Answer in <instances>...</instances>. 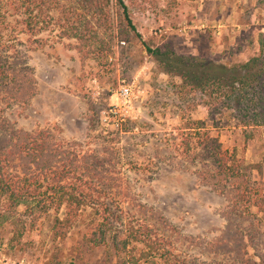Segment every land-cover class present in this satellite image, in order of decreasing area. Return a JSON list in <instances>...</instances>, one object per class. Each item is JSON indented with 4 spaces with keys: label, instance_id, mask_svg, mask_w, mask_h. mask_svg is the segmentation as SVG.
I'll use <instances>...</instances> for the list:
<instances>
[{
    "label": "rangeland",
    "instance_id": "rangeland-1",
    "mask_svg": "<svg viewBox=\"0 0 264 264\" xmlns=\"http://www.w3.org/2000/svg\"><path fill=\"white\" fill-rule=\"evenodd\" d=\"M124 1L136 30L112 0L110 25L100 29L90 49L63 37L57 21L36 37L27 38L38 91L28 106L14 107L8 117L25 131L57 129L65 139L87 150L120 153L121 168L138 201L132 202V214L144 215L141 202L154 212L156 222L162 220L157 223L160 233L183 255L230 264L236 255L215 254L206 244L217 240L227 225L222 216L227 200L167 162L173 154L168 141L178 134L176 129L187 119L207 121L208 110L200 106L187 113L186 103L192 107L199 100L186 92V103L179 110L176 91L180 80L161 74L147 47L171 46L179 54L197 55L226 66L245 62L264 52V0ZM123 82L132 86L131 118L117 124L105 112L111 105H121L113 94ZM250 132L252 140L247 138L249 133L244 136L241 129L233 127L214 135L225 149L236 150L239 159L260 167L251 175L259 193L258 207L253 208L256 216L249 217L242 230L248 240L245 258L262 264L264 128ZM49 228L50 223L42 220L14 246L9 244L10 229L0 228V264H57V258L65 256L67 264H118L110 247L93 249L87 244L82 224L66 241H54ZM120 262L128 264L130 260L123 256Z\"/></svg>",
    "mask_w": 264,
    "mask_h": 264
},
{
    "label": "trees",
    "instance_id": "trees-1",
    "mask_svg": "<svg viewBox=\"0 0 264 264\" xmlns=\"http://www.w3.org/2000/svg\"><path fill=\"white\" fill-rule=\"evenodd\" d=\"M111 1L0 0V228L10 229L9 244L14 246L42 220L50 223L54 241H66L82 224L87 244L93 249L110 247L118 264H123V256L128 264H224L183 255L160 233L162 220L156 222L154 212L141 202L144 215L132 214L138 201L121 168L120 153L87 150L57 129L25 131L8 117L14 107L28 106L38 91L26 39L57 21L63 37L90 49L100 29L110 25ZM116 2L135 31L125 1ZM147 51L161 74L180 80L179 110L186 103L185 92L199 100L192 107L186 103L187 113L200 106L208 110L207 121L187 119L176 129L178 134L168 141L173 154L167 161L228 202L222 212L226 227L206 244L215 254L236 255L230 264H253L245 258L248 240L242 228L256 216L259 193L251 175L260 167L239 159L236 150L225 149L214 132L233 127L252 140L250 131L264 128V52L226 66L179 54L171 46ZM67 262V256L57 258V264Z\"/></svg>",
    "mask_w": 264,
    "mask_h": 264
},
{
    "label": "built area",
    "instance_id": "built-area-1",
    "mask_svg": "<svg viewBox=\"0 0 264 264\" xmlns=\"http://www.w3.org/2000/svg\"><path fill=\"white\" fill-rule=\"evenodd\" d=\"M125 43L123 42V45ZM132 86L123 82L119 89L113 94V98H116L121 102V105H111L107 110L106 115L117 120V124L123 123L126 118H131L132 109Z\"/></svg>",
    "mask_w": 264,
    "mask_h": 264
}]
</instances>
